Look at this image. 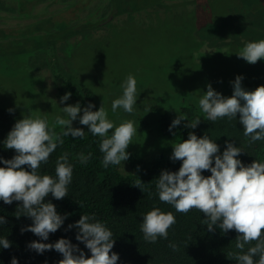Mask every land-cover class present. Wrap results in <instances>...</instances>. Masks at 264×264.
<instances>
[{
	"label": "rangeland",
	"instance_id": "1",
	"mask_svg": "<svg viewBox=\"0 0 264 264\" xmlns=\"http://www.w3.org/2000/svg\"><path fill=\"white\" fill-rule=\"evenodd\" d=\"M66 1L0 0V27L9 33L5 47L0 46V104L15 108L21 119L46 117L52 124L57 116L67 118L64 107L79 103L73 124H80V99L71 94L62 102L60 90L69 78L81 80L115 126L134 122L137 132L129 147L152 160L162 153L170 156L173 144L183 140L160 130L162 112L178 114L181 105L199 101L209 84L229 97L238 75L246 90L264 85V58L249 64L238 56L247 43L264 39V0H170L164 8L158 4L111 19L105 1L69 0L72 6ZM42 13L55 22L91 20L92 25L55 45L45 41L43 48H35L28 36L11 41ZM129 75L137 80L134 111L113 112L112 102L122 96ZM61 128L57 125L56 132ZM119 167L131 170L128 160Z\"/></svg>",
	"mask_w": 264,
	"mask_h": 264
},
{
	"label": "clouds",
	"instance_id": "2",
	"mask_svg": "<svg viewBox=\"0 0 264 264\" xmlns=\"http://www.w3.org/2000/svg\"><path fill=\"white\" fill-rule=\"evenodd\" d=\"M238 56L249 64L257 63L264 58V39L247 43ZM242 80V76L236 77L233 94L229 97L215 91L209 84L208 90L198 101L199 107L205 114L204 119L211 122L224 117L237 118L239 114L243 134L250 137L249 142L262 141L264 85L255 90H246ZM122 88V96L112 102L111 109L116 112L118 108H123L125 112L132 113L137 104L135 77L129 75ZM70 96V92L66 93L61 101H67ZM93 107L89 104L83 109L80 124L89 126V132L102 138L99 147L104 153L103 166L119 165L129 159L127 149L137 132L134 122L129 120L115 126L108 119L103 105L97 111H93ZM63 112L67 118L57 116L52 124L46 117L24 116L15 123L4 141L5 147L14 149L17 154L12 159H3L5 166L0 167V200L5 204L21 201L17 217L26 215L33 220L32 225L21 231H31L43 241L48 240L50 233H55L67 218L57 212L55 204L45 202V197L52 194L56 200H61L69 194L73 165L65 152L56 161L55 176L42 175L38 170L42 163H48L57 147L63 145V137H83L85 134L83 128L73 127V121L81 112L80 104L68 105ZM185 119H188L185 115L177 116L169 131ZM200 121L201 117L197 116L186 127L195 129ZM57 125L62 126L60 133L55 130ZM113 128L114 132L108 136ZM173 148L171 159L182 161V165L178 171L164 170L158 177L156 189L159 200L172 205L179 213L199 210L206 217L202 224H206L209 231H214L216 227L223 233L235 230L238 233L235 248L239 251L227 253V256L238 264H264V162L255 160L245 165L238 158L242 149L232 142L227 143L220 155V146L216 141L208 135L198 137L195 132H191L188 139L173 144ZM91 157L92 153L87 156L80 153V163H87ZM205 171H210L211 175H203ZM141 182L140 179L133 185L143 190ZM142 221L144 240L155 243L158 238H168V230L176 223V216L157 207L147 212ZM4 223L6 219L0 216V225ZM73 227L79 230L76 239L90 250V256L66 238L54 244L33 241L29 248L41 254L45 250L55 249L63 256L59 264H117L119 254L112 251L115 239L105 224L96 221L94 215L83 214L74 225H69V229ZM253 242L254 246L247 247L245 251L246 246L253 245ZM10 246L7 238H0V247L7 249ZM169 247L177 250L174 243ZM11 264H18V260L13 258Z\"/></svg>",
	"mask_w": 264,
	"mask_h": 264
},
{
	"label": "trees",
	"instance_id": "3",
	"mask_svg": "<svg viewBox=\"0 0 264 264\" xmlns=\"http://www.w3.org/2000/svg\"><path fill=\"white\" fill-rule=\"evenodd\" d=\"M80 1L84 2V0ZM102 1H105L106 6L109 4L111 6L109 19L122 14L140 13L158 4L170 5L168 3L170 0ZM65 3L70 6L75 4V2L70 4L69 0ZM42 14L37 22L28 24V27L22 31L21 37L11 41H22L28 36L38 44L35 48H43L47 46L43 44L45 41L48 42V46L55 45L58 39H68L78 35L81 32L80 27L92 25L91 20L81 25L65 21L55 22L54 16L45 17L44 13ZM7 36L9 33L1 25L0 46L3 48L5 47L3 41ZM67 91L80 99L83 109L92 104L93 111L99 110L94 91L81 80L67 79L60 90L61 96L63 97ZM180 114L187 116L188 119L182 120L180 125L169 131L172 121ZM197 116L201 117L198 126L195 129L186 127L189 121L195 120ZM204 116L198 101L185 103L180 106L178 114L167 111L160 114V130L165 135L179 134L183 140L188 139L191 132H195L198 137L208 135L223 150L228 142H232L242 149L238 158L245 165L255 160L264 162V140L249 142L250 137H245L243 134L239 114L237 118L224 117L215 122L204 119ZM20 119L15 108L0 104V158H2L0 167L5 166L3 159H12L17 154L14 149H7L4 141ZM73 127L83 128L84 136L63 137V145H59L50 155L48 163H42L38 170L42 175L55 176L57 159L65 152L68 153L69 162L73 165V177L68 185L69 194L61 200H56L52 194L45 197V202L50 201L55 204L57 212L67 217L64 224L55 233H50L48 240L43 241L31 231H21L22 228L33 224V220L26 215L17 217L21 201L5 204L0 200V216L6 219V223L0 225V238H7L11 244L7 249L0 247V264H11L13 258L18 260V264H59L63 256L55 249L45 250L41 254L29 248V244L37 240L54 244L59 239L66 238L90 256V250L83 242L76 239L79 230L75 227L69 229V225H74L83 214L94 215L96 221L105 224L112 231L115 239L112 251L119 254L117 264H238L236 260L227 256V253L239 251L235 248L238 235L235 230L223 233L219 227H216L214 231H209L207 225L202 224L206 217L199 210L192 209L187 214L179 213L172 205L159 200L156 189L158 177L164 170L178 171L182 161H173L172 154L169 156L163 153L152 160H146L128 147L127 151L130 153L128 162L131 166L129 173H124L125 171L123 172L119 167L120 164L105 168L102 164L104 153L99 147L102 138L89 132V126L73 124ZM61 131L62 128L58 133ZM113 132L114 128L109 131L108 136ZM80 153L85 156L92 153V157L87 163L82 164L79 160ZM203 175H211V172L205 171ZM140 179L143 190L133 185ZM157 207L164 212H173L176 223L168 230L167 239L161 237L157 242L150 243L144 240L141 224L143 216ZM171 243L177 245V250L169 247ZM254 244L255 242L246 246L245 251Z\"/></svg>",
	"mask_w": 264,
	"mask_h": 264
},
{
	"label": "flooded vegetation",
	"instance_id": "4",
	"mask_svg": "<svg viewBox=\"0 0 264 264\" xmlns=\"http://www.w3.org/2000/svg\"><path fill=\"white\" fill-rule=\"evenodd\" d=\"M168 3H169V2H168ZM165 6H166V5H164L163 8H164ZM108 8H109V10L111 11V6H110V4L108 5ZM110 15H111V14H110ZM112 17H113V16H112ZM112 17H111V18H112Z\"/></svg>",
	"mask_w": 264,
	"mask_h": 264
}]
</instances>
